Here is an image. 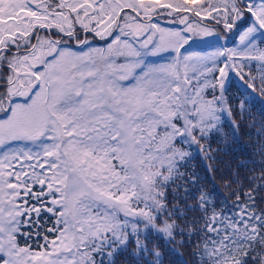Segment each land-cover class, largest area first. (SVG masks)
<instances>
[{"label": "snow or ice", "instance_id": "obj_1", "mask_svg": "<svg viewBox=\"0 0 264 264\" xmlns=\"http://www.w3.org/2000/svg\"><path fill=\"white\" fill-rule=\"evenodd\" d=\"M245 13L241 47L181 53ZM262 31L264 0H0V264H264V173L218 209L181 171L225 123L255 127L226 84L264 95Z\"/></svg>", "mask_w": 264, "mask_h": 264}, {"label": "trees", "instance_id": "obj_2", "mask_svg": "<svg viewBox=\"0 0 264 264\" xmlns=\"http://www.w3.org/2000/svg\"><path fill=\"white\" fill-rule=\"evenodd\" d=\"M253 23H255V18L253 16H251V19H247L246 17L236 23L237 25L233 33L237 30L241 31L245 27L251 26ZM217 26L223 28L222 25ZM224 30L228 35L233 34L230 33L229 30ZM255 39L257 43L264 41V31L257 32L255 34ZM213 44H216V42ZM226 47L229 49L239 48L241 47L240 40L237 39L236 36L233 40L226 43ZM181 53L187 54L189 51L184 49L181 50ZM220 59L222 60L223 57ZM251 63V69H245V71L250 70L253 75L258 76L259 73L256 62ZM226 86L228 88V95L233 97L232 103L236 104L243 101L246 108L250 110L252 115L249 119L255 122V127H244L239 130V137L233 138L230 125L225 123L223 132L226 135L222 136L216 134L211 141H202V144H211L213 150L211 155L215 157V159L205 160L201 153L194 148L192 149V158L188 160L181 169V171L188 174L182 182L191 190V194L197 193L198 189L202 187L206 192L212 195L218 209L222 204L231 205L236 201V196L233 194L234 189L242 188L244 191H247L252 188L253 183H261L259 180L253 182L249 177L254 175L258 177L264 173V168L258 163L250 164L247 168L241 167V161L243 160L260 161L264 159V153L259 151L260 145L264 144V137L257 135L260 129V123L264 121V95L260 94L259 89L256 91L249 89L236 72L229 74ZM190 178L195 179L196 183L193 184ZM237 179L240 183H237ZM180 182L181 181H178V183ZM229 184L231 187L228 186ZM177 191H179L181 195H184L182 190L177 189ZM256 194L258 196L264 195V189H258ZM241 198H243L242 192ZM188 202L194 203L195 201L190 199ZM193 215H199V213H190V216ZM181 224L183 226L182 222ZM177 239H180V237H177ZM180 251L184 253V258L189 261V264H192L193 258L190 254L191 250L188 248H181Z\"/></svg>", "mask_w": 264, "mask_h": 264}, {"label": "rangeland", "instance_id": "obj_3", "mask_svg": "<svg viewBox=\"0 0 264 264\" xmlns=\"http://www.w3.org/2000/svg\"><path fill=\"white\" fill-rule=\"evenodd\" d=\"M248 16H249V14L245 13V15L242 17V19H244ZM153 22L158 23L163 27L173 28V29H182L184 27L183 25H181L179 23H174L173 17H169V16L154 17ZM214 25H216V24L209 23V27L214 29L213 35L207 36V37H205V36L193 37L192 39L189 40V43L187 45H185L181 50L187 49L189 51V53H187V54L206 55L209 53H214L218 49L222 50L224 48H227L226 43L233 40L236 36H237V39L240 40V35L248 27H250V26H247L244 29H242L241 31L237 30V31H235V33L228 35L227 32L222 27H219L217 25L214 26ZM214 42H216V44H213ZM105 43L106 42H104V41H102V43H101L95 38V39H92L91 46L92 47H103L105 45ZM73 47L75 50H78V51H80V50L86 51L87 50L86 47H82L79 45H73ZM187 54H185V55H187ZM173 55H174V53L171 50H168V51L161 53L157 56L150 57V59L153 62L164 63V62L170 61L172 59ZM194 148H196L195 145H193L192 149H194Z\"/></svg>", "mask_w": 264, "mask_h": 264}, {"label": "water", "instance_id": "obj_4", "mask_svg": "<svg viewBox=\"0 0 264 264\" xmlns=\"http://www.w3.org/2000/svg\"><path fill=\"white\" fill-rule=\"evenodd\" d=\"M251 18V15L249 14V16L247 17V19H250ZM237 25V24H236ZM236 25L233 27V29L230 31V33H233L234 32V30H235V28H236ZM99 41H104V40H101V39H99V38H97ZM104 42H106V41H104Z\"/></svg>", "mask_w": 264, "mask_h": 264}]
</instances>
